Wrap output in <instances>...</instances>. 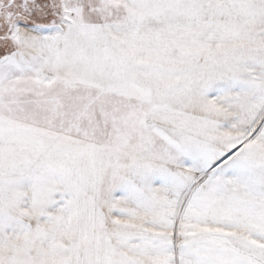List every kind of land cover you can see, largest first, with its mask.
<instances>
[{
    "label": "snow or ice",
    "instance_id": "1",
    "mask_svg": "<svg viewBox=\"0 0 264 264\" xmlns=\"http://www.w3.org/2000/svg\"><path fill=\"white\" fill-rule=\"evenodd\" d=\"M0 264H264V0H0Z\"/></svg>",
    "mask_w": 264,
    "mask_h": 264
}]
</instances>
